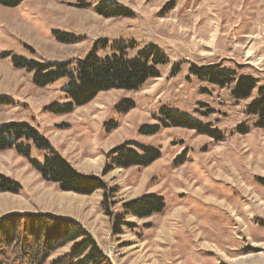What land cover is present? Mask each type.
Returning a JSON list of instances; mask_svg holds the SVG:
<instances>
[{
  "label": "rangeland",
  "instance_id": "rangeland-1",
  "mask_svg": "<svg viewBox=\"0 0 264 264\" xmlns=\"http://www.w3.org/2000/svg\"><path fill=\"white\" fill-rule=\"evenodd\" d=\"M100 1L81 7L77 0H26L16 8L0 7V97L11 102L0 109V124L31 125L76 171L106 184V192L91 196L62 192L31 166L42 163L46 152L32 143L29 158L0 152V174L21 186L18 194L0 193V219L42 213L72 220L112 264H264V129L246 113L264 87V0H107L133 14L112 19L96 13ZM100 40L108 43L98 48L100 59L123 43L130 59L155 46L168 63L137 92H104L61 116L45 108L68 103L61 91L68 81L40 88L32 73L13 66V57L38 63L82 59ZM217 64L236 78L257 79L249 100L237 101L232 87L190 72ZM126 103L134 109L123 115L118 108ZM163 108L216 131L221 141L165 127ZM143 127L158 130L146 136ZM128 143L158 149L161 159L147 168L109 167L108 153ZM147 194L161 196L165 211L129 218L131 226L114 236L102 202L116 216L126 202ZM69 249L56 251L48 262Z\"/></svg>",
  "mask_w": 264,
  "mask_h": 264
},
{
  "label": "trees",
  "instance_id": "trees-1",
  "mask_svg": "<svg viewBox=\"0 0 264 264\" xmlns=\"http://www.w3.org/2000/svg\"><path fill=\"white\" fill-rule=\"evenodd\" d=\"M26 0H0V7L16 8ZM81 7H89L87 0H77ZM97 14L106 18H130L132 13L126 8L107 0L100 1L94 8ZM59 41L68 43L66 36ZM100 40L82 59L70 62L38 63L21 57H13L15 69L26 70L33 74L32 82L40 88L65 79L68 85L61 91L68 101L65 105L52 104L45 111L55 116L67 115L75 109L91 103L99 94L113 90L139 91L148 81L158 79L157 67L168 63L165 56L155 46H148L132 59L125 48L118 43L112 46L113 54L100 59L96 52ZM191 74L220 88L232 87V96L237 101L249 100L256 90L258 81L252 76L236 78V74L222 69L221 65L204 67L193 66ZM11 102L0 97V109ZM134 109L132 103L121 105L118 110L127 114ZM246 113L254 116L255 126L264 129V87L258 88V96L246 107ZM165 127L184 128L196 131L199 135H209L216 141L222 136L209 130L191 117L169 108L160 111ZM157 127H143L142 135L156 134ZM247 134L246 130L240 131ZM30 143L46 152L42 163L31 162L32 168L43 180L57 185L59 190L82 196H91L97 191L106 192V184L97 176L84 175L76 171L52 147L50 142L37 129L27 123L0 124V152L13 150L19 156L29 158ZM112 169L147 168L161 159L158 149L135 144H124L108 153ZM21 186L14 180L0 174V193L18 194ZM106 195V194H105ZM106 198V197H105ZM105 213L112 218V234H122L123 226L129 218L149 219L165 211L164 199L155 194L143 195L126 202L123 212L114 216L107 203L102 202ZM70 245L65 254L48 262L56 251ZM0 264H112L95 239L80 224L50 214L15 213L0 219Z\"/></svg>",
  "mask_w": 264,
  "mask_h": 264
},
{
  "label": "bare ground",
  "instance_id": "bare-ground-1",
  "mask_svg": "<svg viewBox=\"0 0 264 264\" xmlns=\"http://www.w3.org/2000/svg\"><path fill=\"white\" fill-rule=\"evenodd\" d=\"M208 247V246H207ZM260 257V256H259ZM248 261H249V259H248Z\"/></svg>",
  "mask_w": 264,
  "mask_h": 264
}]
</instances>
